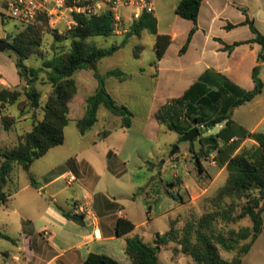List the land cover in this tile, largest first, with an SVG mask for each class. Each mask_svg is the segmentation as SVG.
Returning a JSON list of instances; mask_svg holds the SVG:
<instances>
[{
  "label": "rangeland",
  "instance_id": "rangeland-1",
  "mask_svg": "<svg viewBox=\"0 0 264 264\" xmlns=\"http://www.w3.org/2000/svg\"><path fill=\"white\" fill-rule=\"evenodd\" d=\"M180 1L154 0L159 33L173 30L176 34L173 51L185 40L184 26L175 22L179 18L175 9ZM219 4L223 18H226L230 10L225 6V0H219ZM206 17L205 13L202 19ZM220 28L219 22L213 26L216 34H220ZM26 29L23 23L3 9L0 0V39L12 43L11 37ZM43 30L39 52L27 61L29 66L39 67L44 57L52 58L56 52L69 48V41L56 42L54 35H64L70 30L66 21L55 17ZM88 43L100 48L119 46L120 49L112 57L100 61L95 71L82 70L74 76L78 93L70 104V122L65 129L64 144L35 161L29 171L19 165L14 166L12 178L5 188L12 197L6 205L0 206V264H42L54 253L53 246L65 248L64 235L70 229L66 215L71 213L77 201L96 213L100 209H109L108 212L112 213L123 210L137 226L134 234L150 245L155 244L158 235L162 236L172 228L181 239L188 222L200 220L208 212L216 211L207 199L215 197L228 178L227 169L212 158H218L217 151L202 158L201 171L195 162V152L200 150L199 142L191 148V143L182 142L176 132L166 128L158 132L154 112L161 98L155 99L157 79L155 68L151 66L156 61V37L145 32L141 37L127 39L125 33H116L107 38L89 39ZM138 46H143L144 50L137 58ZM4 57L15 61L16 54L13 51L0 52V85H21L16 82L19 79L16 67L5 64L2 61ZM217 59L223 61L224 57L218 54ZM142 68L145 72H141ZM115 69H121L130 79L121 84L115 78H109L107 88L118 104L133 112L132 126L123 128L121 119L101 106L99 122L86 135H80L77 121L85 114L87 98L97 89L95 74L106 76ZM36 87L43 95L44 105L53 89L42 82H38ZM243 110L235 115V120H240ZM233 111L231 108L228 113ZM206 112L218 116L223 110L210 107ZM37 113L38 119L42 120V110ZM7 114L13 118L6 128L0 116V150L16 147L34 124V111L27 106L25 96L19 105L9 107ZM106 130L111 132L110 135L101 139L100 133ZM218 130V127L210 129L203 136L215 135ZM231 131L238 133L236 127ZM176 148L178 150L173 154ZM237 148L235 145L233 152L227 150L220 159L225 162L228 154ZM152 163L156 166L154 169H151ZM62 174L65 176L43 189L45 193L31 185V176L39 186H44ZM72 176L75 181L68 184ZM56 192H59L57 197H48ZM86 192L94 195L95 207L87 204ZM239 212L240 206L235 214ZM248 226H251L248 218L237 223L218 221L216 224L218 232L226 236L232 230L239 231ZM27 235L34 241V253L27 243ZM218 247L225 260L230 261L237 254V251L227 252ZM33 257L35 262L31 263ZM159 261L160 264H197L191 256L181 252L177 242L161 245ZM243 264H264V232L243 258Z\"/></svg>",
  "mask_w": 264,
  "mask_h": 264
},
{
  "label": "trees",
  "instance_id": "trees-1",
  "mask_svg": "<svg viewBox=\"0 0 264 264\" xmlns=\"http://www.w3.org/2000/svg\"><path fill=\"white\" fill-rule=\"evenodd\" d=\"M204 0H181L175 9L178 16L190 20L194 24L189 32L188 39L180 51L185 54L198 30V20ZM68 5L73 0H67ZM243 12L246 14L245 10ZM77 25L68 30L64 35L55 33L56 42L69 41L66 51L56 52L52 58H45L41 66H29L27 61L38 54L41 46L43 27H47L50 21L47 14L39 15L32 25L17 36H12L13 52L16 54L15 64L20 78V84L15 87L0 85V116L6 128L10 126V117L7 114L9 107L19 105L22 96L33 114V129L24 135L19 144L6 150H0V206L6 205L12 194L5 188L12 178L15 165L29 171L33 163L44 157L51 149L61 146L65 142V129L70 122V104L78 93L75 79L76 73L82 70L95 71L97 64L105 58L112 57L119 46L100 48L88 43L89 39L96 37H111L115 32L114 19L109 13L100 16H88L74 13ZM248 25L254 34V38L245 42H236L226 45L225 50L231 53L237 46L257 43L261 46L258 55V65L253 70V79L256 87L252 91L242 92L240 97H234L231 107H239L252 101L263 92L264 84L260 79V70L264 64V35L258 30L255 22L247 18L243 23ZM25 26V25H24ZM236 25L228 24L227 30ZM148 32L156 37L155 51L156 61L152 66L159 71V62L163 59L167 49L172 44L170 35L159 33L158 19L155 14L143 12L134 20L125 33L127 39ZM144 50L138 46L136 57ZM10 52V51H9ZM145 72V69H141ZM98 81L94 94L89 96L85 103V114L77 121V129L80 135H86L99 121V109L107 108L113 115L119 117L123 128H130L133 123V112L125 105L118 104L107 89V79L116 78L122 82L130 79V76L121 69L109 71L106 76L95 74ZM38 82L48 84L53 91L42 105L43 95L36 87ZM24 84V87H22ZM199 83L193 85L182 97L173 99L160 108L155 118L157 122L172 132L179 134L180 138L196 125L204 126L201 137L191 143L194 147L196 141L201 144L200 152H195V162L203 171L202 158L208 157L214 151L221 157L227 150L232 151L234 144H229L232 138L230 133L233 127L231 113L224 112L218 116L209 117L207 108L219 107L226 96L232 93L225 88L219 91L203 93L201 99H194V91ZM22 89V90H21ZM42 110L43 119H38L37 111ZM24 113V111H23ZM225 123V126L215 135L204 137L206 130L214 129ZM106 130L100 133L104 139L110 135ZM255 141L250 148H242L238 153H229L224 162L219 160L222 167H226L228 178L226 184L218 194L207 202L216 208L201 218L188 222L182 231V238L178 239L175 229L157 236L154 245L146 244L143 239L136 235L127 238L126 252L132 260V264H160L159 254L161 245L177 242L181 246V252L191 256L197 264H243V258L249 254L254 244L264 232V133L256 132L249 134ZM222 144V146H221ZM233 152V151H232ZM152 163L151 169H154ZM31 185L40 189L34 177H30ZM170 194V192H169ZM172 197L175 198L173 194ZM240 206V212L235 214ZM77 220L80 219L75 215ZM249 219L251 226L243 227L239 231L232 230L229 236L218 232L216 224L222 221L226 224L237 223ZM136 229V225L129 219L119 218L116 224V233L119 237L127 236ZM10 239V237H7ZM227 252L237 251L236 256L228 261L221 254L219 247ZM82 264H122L115 258L106 254L91 253Z\"/></svg>",
  "mask_w": 264,
  "mask_h": 264
},
{
  "label": "crops",
  "instance_id": "crops-1",
  "mask_svg": "<svg viewBox=\"0 0 264 264\" xmlns=\"http://www.w3.org/2000/svg\"><path fill=\"white\" fill-rule=\"evenodd\" d=\"M220 6L219 0L203 1L198 20V30L185 54H180V51L194 26L192 21L183 19L180 16L175 19V22L184 26L185 29V43L183 42L175 51H173V45L177 38L175 32L172 30L163 34L172 37V44L159 62V71L157 76L155 75L157 79L155 99L157 101L158 98H161V100L154 112V118L160 108L171 100L182 97L196 83H199L193 95L196 100L201 99L205 91L210 93L225 88L232 93L231 97L229 95L226 96L224 102L220 104L219 107L223 110L221 113L228 112L232 108L233 95L240 97L242 92L252 91L256 87L253 79V70L258 65V55L261 51V46L257 43L244 44L237 46L231 53L224 48L226 45H233L236 42H245L254 38L250 27L243 24L247 18L253 20L258 30L264 35V0H225V6L230 10L226 18H223ZM243 10H245L246 14ZM205 13L207 17L204 20L202 18ZM225 19L228 22H225ZM216 22H219L221 26L220 34L214 32L213 26L216 25ZM229 23L236 25V27L227 30L226 26ZM171 53L172 56L170 55ZM218 54L224 57L223 61L217 59ZM2 61L11 67H16L15 61L10 57H4ZM260 79L264 84V64L260 70ZM16 82H20V78L16 79ZM118 82L125 84L128 80L124 82L118 80ZM233 109L231 119L233 128L236 127L238 133L231 131L230 135L232 138L229 140V144L237 145L238 149L235 153H238L245 146L256 144L249 137V134L264 133V87L263 92L252 101ZM240 110L243 111L240 120L237 121L235 120V115L241 112ZM206 114L209 117H214L207 112ZM223 125L225 123L218 125V129L221 130L224 127ZM195 127L201 129L202 126L196 125ZM157 128L159 132L160 129L166 127L158 123ZM208 131L206 130L205 132ZM212 158L218 161L221 160L219 156L217 159L214 156ZM224 168L226 167L224 166ZM64 176L65 174H62L46 185L40 186V189H36L40 192L44 188L55 184L57 180ZM68 184H71L70 180ZM57 195H59V192L48 197H57ZM85 199L89 206L95 207L96 199L93 194L86 192ZM108 210L103 211L100 209L96 213L95 211L87 210L79 201L75 202L74 208L70 213L75 218H69L66 215L70 220L68 225L70 229L64 235L65 248L53 246L54 253L42 264H82L91 253L106 254L122 264H132V260L127 255L126 246L127 238L136 236L134 234L135 230L123 237H119L116 233V224L119 218L131 219L123 210L117 213L108 212ZM75 215H78L80 219L77 220ZM26 239L27 243L30 244L31 252L34 253L32 251L33 239L28 235ZM34 259L35 257L30 262H35Z\"/></svg>",
  "mask_w": 264,
  "mask_h": 264
},
{
  "label": "built area",
  "instance_id": "built-area-1",
  "mask_svg": "<svg viewBox=\"0 0 264 264\" xmlns=\"http://www.w3.org/2000/svg\"><path fill=\"white\" fill-rule=\"evenodd\" d=\"M12 18L25 26L32 25L37 17L47 14L50 19L55 17L66 21L68 28L77 25L74 13L88 16H100L109 13L113 16L116 33H126L128 26L138 19L143 12L155 13L153 0H1ZM204 130V126L201 127ZM75 181L72 176L70 183Z\"/></svg>",
  "mask_w": 264,
  "mask_h": 264
},
{
  "label": "water",
  "instance_id": "water-1",
  "mask_svg": "<svg viewBox=\"0 0 264 264\" xmlns=\"http://www.w3.org/2000/svg\"><path fill=\"white\" fill-rule=\"evenodd\" d=\"M13 50H14V47L10 42L3 40V39H0V52H7V51H13ZM202 133H203V129H200L198 127H194L190 131H188L185 135H183L181 137V141L193 143L197 138L201 137ZM177 150L178 149L176 148L173 151V154H175ZM42 192L45 193L44 190H42ZM68 217L73 218V219L75 218L74 216H72L70 214H68Z\"/></svg>",
  "mask_w": 264,
  "mask_h": 264
}]
</instances>
